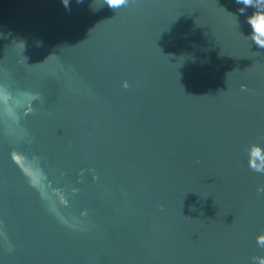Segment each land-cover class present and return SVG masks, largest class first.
Wrapping results in <instances>:
<instances>
[{"label": "water", "instance_id": "1", "mask_svg": "<svg viewBox=\"0 0 264 264\" xmlns=\"http://www.w3.org/2000/svg\"><path fill=\"white\" fill-rule=\"evenodd\" d=\"M254 11L0 0V264H261Z\"/></svg>", "mask_w": 264, "mask_h": 264}, {"label": "clouds", "instance_id": "2", "mask_svg": "<svg viewBox=\"0 0 264 264\" xmlns=\"http://www.w3.org/2000/svg\"><path fill=\"white\" fill-rule=\"evenodd\" d=\"M83 0H78V3H82ZM128 2V0H120L119 5H124ZM105 3L112 9H114L117 5L113 4L112 0H105ZM237 4H242L245 7H252L253 9H255V11L252 13V16L249 17L247 19V23L251 26L252 31H253V35H252V39L255 42V33H256V22H257V17H259V19H261L262 17H264V8H261V5H264V0H236ZM260 47H264V45H260ZM251 145H247L245 147V151L247 153V155L250 153L251 150ZM250 169L258 172V173H262L264 174V167L262 168H257L252 166L251 164L249 165ZM264 190V189H261ZM258 244L260 245H264V240H258L257 241ZM261 264H264V261H261Z\"/></svg>", "mask_w": 264, "mask_h": 264}, {"label": "snow or ice", "instance_id": "3", "mask_svg": "<svg viewBox=\"0 0 264 264\" xmlns=\"http://www.w3.org/2000/svg\"><path fill=\"white\" fill-rule=\"evenodd\" d=\"M113 4L118 5L120 3V0H112ZM257 31L264 35V18L259 19V21L256 22Z\"/></svg>", "mask_w": 264, "mask_h": 264}]
</instances>
